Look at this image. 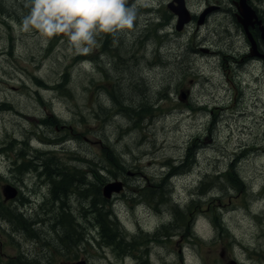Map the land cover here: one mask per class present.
<instances>
[{"label": "rangeland", "instance_id": "rangeland-1", "mask_svg": "<svg viewBox=\"0 0 264 264\" xmlns=\"http://www.w3.org/2000/svg\"><path fill=\"white\" fill-rule=\"evenodd\" d=\"M233 1L185 0L196 18L178 32L171 0H129L137 7L134 29L113 37L108 54L97 38L77 62L66 37L43 46L21 30L26 0H0V204L29 223L0 214V264H264V68L242 61L249 45ZM248 4L264 19V0ZM212 6L218 10L197 25ZM64 72L70 82L55 87ZM34 78L54 89L39 88ZM111 92L122 103L146 99L160 110L134 129L112 111ZM47 118L60 123L45 126ZM195 148L184 175L180 161ZM43 158L77 174V191L58 199L49 193ZM22 163L28 165L19 169ZM231 167L243 184L223 188L220 175ZM211 177L215 184L197 196L199 206L185 212L191 190ZM114 180L123 189L103 198L109 204L101 213L107 218L110 210L107 219L118 225L119 250L104 242L90 210V184L102 190ZM5 185L18 191L15 199L4 200ZM149 192L158 194L146 200Z\"/></svg>", "mask_w": 264, "mask_h": 264}, {"label": "trees", "instance_id": "trees-1", "mask_svg": "<svg viewBox=\"0 0 264 264\" xmlns=\"http://www.w3.org/2000/svg\"><path fill=\"white\" fill-rule=\"evenodd\" d=\"M26 12H28V9L26 8L25 10ZM98 38H102V44H101V48L100 51L103 53V48L105 49L106 54H108L109 51H111L110 47L108 46V44L110 43V41L112 40V36H105V43H103V37H98ZM256 38L259 39V33L256 32ZM260 45L263 46V44L260 42ZM96 51L99 49H95ZM77 62L80 60V58L84 59L85 57L79 56L77 55L76 57ZM104 67V65H103ZM103 67L99 66V64L96 63V68L99 71L103 72ZM105 76L108 77V75L106 74ZM35 84L39 87V88H51L54 89V86H49L48 83L46 82H42L36 78H34ZM114 81V79H113ZM70 82V78L67 72H64L63 75H61L60 77V82L56 83L55 87H62L64 88L66 84H68ZM95 81H91V84H93ZM97 84H95L94 86L98 89L100 87L103 86V83L101 81H96ZM94 90V89H92ZM111 97H115V95L113 94V92L109 93ZM161 95V94H159ZM165 98V96H164ZM163 98V99H164ZM127 101V100H125ZM5 105V104H3ZM112 111H116V112H120L122 114H124L126 117H128V119L131 120L132 123V127L134 129H140L143 126V123L147 120H151V118H153V116H155V113L158 112L160 109L153 107V105L148 104L146 99H142L139 103L138 101L135 103H131L128 101L127 102H120V100H117L116 98L113 99V103H112ZM44 119L41 122L47 126H55V125H59L60 121L53 119V120H48ZM198 153L197 149H193V150H189L188 154L186 157H184L182 159V161H180V166L178 171L180 170V172H184L185 174H188L190 172V168L192 167V165L196 162V154ZM20 154H25L24 151H20ZM113 153L111 152V159H112ZM114 158V156H113ZM115 159V158H114ZM52 160L55 161L53 158L47 159V158H43V166H44V171L46 172V175L49 178V181H51V194H53V196H55L57 199L59 198V194H61V192H66V194H68L71 191H76L75 189V179H79L76 178V174H74V176L72 175L73 173L71 172L70 169H68L65 165H63L61 163L60 160L56 161V166H52ZM113 160V159H112ZM116 160V159H115ZM112 164L114 165L115 163V168L119 169V170H123L124 167L122 165H120V163L116 162L113 160L111 161ZM31 164V161H28V164ZM171 163V162H170ZM192 163V164H191ZM27 163H22L18 168L19 169H24L27 165ZM59 165V166H58ZM94 164L92 163V166ZM232 170L229 171L228 173H224L222 175H220V177H222L221 181L224 180L222 182L221 187L226 188L228 185L230 184H243L241 178L238 177L237 172H235L234 168L231 167ZM172 171L173 166H171ZM55 170V171H54ZM95 170V171H94ZM99 168H97V166L93 167V177L96 179V184L101 183V177L98 173ZM104 170V168H103ZM59 172V173H58ZM55 173V174H54ZM170 176L174 175V173L169 174ZM168 175V176H169ZM52 179V180H51ZM74 179V180H73ZM81 179V178H80ZM209 180L204 181L203 179L200 180V184L199 187L196 189L195 192H192L193 190H191V198L189 203L186 205L185 207V212H191L192 208L191 206L195 205L196 207L199 206V203H201L200 199H198L197 196H199V194L204 195L205 190H207V186L208 185H214L215 183H213L215 180V177H211V178H207ZM166 180V179H165ZM164 180V182H165ZM56 181V182H55ZM55 182V185H54ZM213 183V184H212ZM58 187H57V186ZM82 185H86L82 182ZM54 186V187H53ZM93 187V184H90V210L91 212L94 214V220L96 222L97 225H99V229H101V233L103 234V238H104V242L107 245H112L114 246V248L116 250H119L120 248L117 247L118 244L120 243L119 240H121L120 236H117V230H118V225L116 222H112L109 221L107 218L111 217V211H108L106 214L105 218L103 216V214L101 213V205L106 204V207H103V211L108 207L109 202L104 201L103 197H102V193H101V188L96 185L95 186V190L91 191V188ZM53 188V189H52ZM55 189V190H54ZM82 196L86 193V188L82 189L81 191ZM197 192V193H196ZM55 194V195H54ZM158 193H153V192H149L146 193L144 195V198L146 200H151L154 195H156ZM196 194V195H194ZM160 200H163V198H160ZM197 202V203H195ZM3 213V214H2ZM21 213V212H20ZM17 213L14 214L12 213L10 210H8V208L3 207L0 204V214L3 216H6L8 218H13L15 219L22 227L26 228L29 223L26 221V219L24 218V216L22 215V213ZM6 214V215H5ZM186 213H184V211H180V216L179 219L180 221L182 220H188V217L185 215ZM191 218V217H190ZM25 219V220H24ZM168 231V229H167Z\"/></svg>", "mask_w": 264, "mask_h": 264}, {"label": "clouds", "instance_id": "clouds-1", "mask_svg": "<svg viewBox=\"0 0 264 264\" xmlns=\"http://www.w3.org/2000/svg\"><path fill=\"white\" fill-rule=\"evenodd\" d=\"M25 7L24 33L34 34L43 46L66 37L67 50L76 55H88L98 37L127 35L137 21L136 4L129 0H26Z\"/></svg>", "mask_w": 264, "mask_h": 264}, {"label": "water", "instance_id": "water-1", "mask_svg": "<svg viewBox=\"0 0 264 264\" xmlns=\"http://www.w3.org/2000/svg\"><path fill=\"white\" fill-rule=\"evenodd\" d=\"M249 0H237L235 2V7L237 14L235 15L236 21L241 25L247 42L249 44V55L251 57L259 56L264 59V53H260L257 48V43L254 40L251 29L255 27L258 28L260 35L259 39L263 43L264 47V25L262 20L258 18L255 9H253L249 4ZM167 9L173 13L176 17L175 30L181 31L187 24L191 21V14L186 8L185 0H172L167 4ZM209 9L206 10L202 15H200L197 25H201L204 22L205 16L209 13ZM264 67V66H263ZM186 99V93L181 92L179 95V100L184 101ZM123 189V183L119 180H114L112 182L106 183L102 187V196L105 200H110L113 194H119ZM17 190L11 185H5L2 188V195L5 201L13 200L17 197ZM70 264H87L85 261H77ZM228 264H236L235 261L231 260Z\"/></svg>", "mask_w": 264, "mask_h": 264}, {"label": "flooded vegetation", "instance_id": "flooded-vegetation-1", "mask_svg": "<svg viewBox=\"0 0 264 264\" xmlns=\"http://www.w3.org/2000/svg\"><path fill=\"white\" fill-rule=\"evenodd\" d=\"M171 1H172V0H171ZM233 5L235 6V1H233ZM208 9L210 10V11H209V13H210V12H213V11H215V10H218V7L212 6V7L208 8ZM206 10H207V9H206ZM257 13H258V12H257ZM234 15H235V14H234ZM257 16H258L259 19L262 20V23H263V25H264V19H262L261 15L258 13ZM195 18H196L195 16L191 15V21H193ZM205 21H206V20H205ZM250 31H251V33H252V36H253L254 40H255L256 43H257L258 51H259L261 54L264 53L263 50H262V46L260 45V40L256 38V32H258L259 35H260V32H259L258 28L255 27L254 29H251ZM244 57H245V58H244V60H242V61L244 62L245 65H247L248 63H253V62L258 63L259 65H264V59L261 58V57H259V56L251 57V56L249 55V53H248V54L245 55ZM251 264H252V263H251Z\"/></svg>", "mask_w": 264, "mask_h": 264}, {"label": "bare ground", "instance_id": "bare-ground-1", "mask_svg": "<svg viewBox=\"0 0 264 264\" xmlns=\"http://www.w3.org/2000/svg\"><path fill=\"white\" fill-rule=\"evenodd\" d=\"M141 1H143V0H141ZM144 5H142V7H143ZM148 7V6H147ZM149 8V7H148ZM152 8V7H151ZM139 10V9H138ZM150 10V9H149ZM145 11V10H144ZM139 12V11H138ZM145 16V15H144ZM145 18V17H144ZM22 144V143H21ZM192 164V163H191ZM19 171V170H18ZM55 171V170H54ZM95 171V170H94ZM26 173V172H25ZM28 173H30V172H28ZM59 173V172H58ZM55 174V173H54ZM78 174H80V173H78ZM83 174H85V173H83ZM73 176H74V173L72 174ZM91 175V174H90ZM76 176H78L77 174H76ZM87 176V175H86ZM82 177H84V176H82ZM52 180V179H51ZM81 180V179H80ZM89 180V179H88ZM86 181H87V179H86ZM168 181V180H167ZM45 182V181H44ZM51 182V181H50ZM56 182V181H55ZM55 182H54V185H55ZM76 182V181H75ZM80 183V182H79ZM90 182H88V184H89ZM57 186V185H56ZM79 186V185H78ZM54 187V186H53ZM58 187V186H57ZM80 188V187H79ZM90 188V187H89ZM53 189V188H52ZM55 190V189H54ZM235 190V189H234ZM77 191V190H76ZM226 191V190H225ZM72 192V191H71ZM49 193H51V192H49ZM197 193V192H196ZM225 194V193H224ZM53 195V194H52ZM55 195V194H54ZM70 196V195H69ZM67 198V197H66ZM73 198V197H72ZM47 199V198H46ZM143 201V200H142ZM66 202H68L67 200H66ZM72 202V201H71ZM144 202V201H143ZM52 203V202H51ZM64 204V203H63ZM67 204V203H66ZM177 204V203H176ZM178 205V204H177ZM84 206V205H83ZM182 206V205H181ZM64 208V207H63ZM72 208V207H71ZM83 208V207H82ZM24 210V209H23ZM61 210V209H60ZM64 211V210H63ZM83 211V210H82ZM88 211V210H87ZM110 211V210H109ZM172 212V211H171ZM3 214V213H2ZM64 214V213H63ZM172 214V213H171ZM6 215V214H5ZM72 215V214H71ZM67 216V215H66ZM179 217V216H178ZM82 218V217H81ZM26 219V218H25ZM24 219V220H25ZM116 219V218H115ZM176 219V218H175ZM15 220V219H14ZM26 221H28V220H26ZM34 222V221H33ZM35 223V222H34ZM33 225V224H32ZM34 226V225H33ZM164 226V225H163ZM87 227V226H86ZM124 230V229H123ZM170 230V229H169ZM163 231V230H162ZM156 232V231H155ZM118 233V232H117ZM123 233V232H122ZM118 236V235H117ZM37 237V236H36ZM39 237V236H38ZM137 237V236H136ZM62 239V238H61ZM35 242V241H34ZM33 250H35V249H33Z\"/></svg>", "mask_w": 264, "mask_h": 264}]
</instances>
